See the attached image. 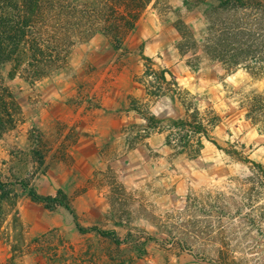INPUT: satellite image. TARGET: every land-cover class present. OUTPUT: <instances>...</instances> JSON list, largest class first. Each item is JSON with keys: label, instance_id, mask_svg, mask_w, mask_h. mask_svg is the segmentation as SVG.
Segmentation results:
<instances>
[{"label": "rangeland", "instance_id": "374dc122", "mask_svg": "<svg viewBox=\"0 0 264 264\" xmlns=\"http://www.w3.org/2000/svg\"><path fill=\"white\" fill-rule=\"evenodd\" d=\"M185 1L152 0L120 41L100 32L78 39L62 68L42 79L12 77V64L2 68L0 76L22 108L17 125L0 135L3 178L25 180L42 196L63 190L76 218L66 207L52 210L20 184L12 186L18 199L0 226V264H215L171 241L174 232L204 227L194 224L200 219L195 199L208 192H236L237 204L259 209L256 225L243 223L232 238L237 250L244 249L234 253L241 264H264V186L254 189L248 164L212 141H205L198 158L175 156L164 132H158L159 147L139 144L152 126L149 118L166 125L185 116L192 103L221 116L212 140L224 147L236 142L264 165V134L242 106L264 92V79L245 65L227 71L210 59L202 46L204 6L190 9ZM179 18L196 35L197 47L180 50ZM145 57L177 79L179 93L149 95ZM119 111L121 124L113 118ZM116 127V145L97 151L94 144H103L106 131ZM249 196L253 201L244 200ZM77 222L114 232L119 243L96 230L81 232ZM188 242L200 248L202 238L191 232Z\"/></svg>", "mask_w": 264, "mask_h": 264}, {"label": "trees", "instance_id": "16d2710c", "mask_svg": "<svg viewBox=\"0 0 264 264\" xmlns=\"http://www.w3.org/2000/svg\"><path fill=\"white\" fill-rule=\"evenodd\" d=\"M151 2L0 0V71L7 64H12V77L18 73L26 80L50 76L67 62L70 49L78 39H86L100 32L120 41L134 28L141 11ZM185 3L190 9L204 6L206 26L202 46L210 59L220 62L227 71L245 65L264 79V0H186ZM175 27L181 36L180 50L197 47L199 40L183 19L179 18ZM145 60L144 78L149 95L161 97L168 92L179 93V82L174 76H167L168 70L153 68L151 57H145ZM242 106L247 119L264 134V92L248 96ZM21 113L22 108L14 92L0 76V135L17 125ZM149 120L152 126L144 128V138L155 132L166 133L165 145L175 156L198 158L205 141H212L228 156L250 166L253 173L249 179L257 181L254 189L259 184L264 186L262 163L244 154L236 142L228 140L231 144L224 147L212 140L211 130L222 120L217 112H202L191 103L186 105L185 116L171 119L166 125H162L163 122L154 116ZM16 184H20L33 200L44 202L52 210L64 206L76 218L72 203L63 190H59L56 196H42L25 180H5L0 168V226L17 203V195L12 190ZM234 194L236 192H218L216 195L208 192L196 198L197 211L195 209L194 212H198L196 217L200 219L194 224L204 223V227L174 232L172 243H177L182 250L193 252L196 256L209 257L215 264H241L242 257L237 253H243L244 249L237 250L232 235L238 229H243L241 226L244 224L247 227L255 226L262 217L255 204H237L240 201L236 200ZM244 200L253 201V197ZM244 207L250 210L246 211ZM77 226L81 232L96 230L103 236L112 235L119 243L114 232L84 228L79 222ZM191 232L201 236L200 248L195 249L189 244Z\"/></svg>", "mask_w": 264, "mask_h": 264}, {"label": "crops", "instance_id": "0c3cea01", "mask_svg": "<svg viewBox=\"0 0 264 264\" xmlns=\"http://www.w3.org/2000/svg\"><path fill=\"white\" fill-rule=\"evenodd\" d=\"M114 103V102H113ZM112 105V104H111ZM121 107V106H120ZM114 108V107H113ZM116 108H118V106H116ZM116 108H114V109H116ZM119 110H120V108H118ZM119 113L120 114H118V116H117V114H113V118L115 119V121L119 124H121V122L124 120V118H123V116L121 115V114H123V112H121V111H119ZM118 128L116 127V128H112V129H110V131H106V136H104L105 134H103V136L104 137H106V140H104V138H103V144H101L100 142H96L95 144H94V148L97 150V151H100L101 149V147L103 146V145H107V144H112L113 143V145H116V140H117V135H116V130H117ZM119 129H121V128H119ZM118 129V130H119ZM108 132V133H107ZM110 132V133H109ZM102 137V136H101ZM143 143H146V144H143ZM162 143H163V141H162V136H161V133H158V132H155V133H153L150 137H148V138H144L143 139V141L142 142H140L139 144H141V146H148V145H151V147H153V148H155V147H159V146H161L162 145ZM79 147V146H78ZM100 147V148H99ZM92 149H93V147H92ZM79 151H81V150H79ZM82 151H84V150H82Z\"/></svg>", "mask_w": 264, "mask_h": 264}]
</instances>
